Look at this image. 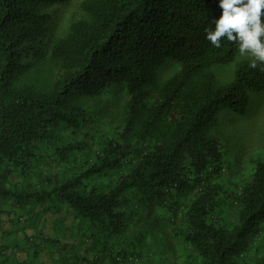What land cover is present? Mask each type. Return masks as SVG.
Wrapping results in <instances>:
<instances>
[{"label": "trees", "instance_id": "obj_1", "mask_svg": "<svg viewBox=\"0 0 264 264\" xmlns=\"http://www.w3.org/2000/svg\"><path fill=\"white\" fill-rule=\"evenodd\" d=\"M73 1L0 0V196L19 210L31 201L67 209L85 231L81 248L107 252L112 264L127 258L122 244L135 208L152 201L177 215L183 205L180 237L203 264H250L246 255L264 232V159L236 195L235 222L214 219L227 193L216 182L226 153L214 127L225 111L247 115L263 106L264 62L253 68L251 59L237 61L238 41L225 37L217 48L206 39L222 13L219 0H82L88 18L55 40L45 8ZM39 62L60 70L53 83L32 78ZM234 62L235 77L224 83L214 70ZM173 66L175 74L162 80ZM104 93L126 99L119 140L105 141L93 162L49 189L2 191L12 169L30 167L35 144L55 126L84 133L90 121L81 99ZM84 149L79 143L58 154ZM112 173L105 187L95 182ZM32 246L37 251L15 264H39V243ZM3 250L0 264L13 258ZM74 257L102 264L101 257Z\"/></svg>", "mask_w": 264, "mask_h": 264}, {"label": "rangeland", "instance_id": "obj_2", "mask_svg": "<svg viewBox=\"0 0 264 264\" xmlns=\"http://www.w3.org/2000/svg\"><path fill=\"white\" fill-rule=\"evenodd\" d=\"M81 2L82 0H74L67 5L45 8L50 15L52 38L57 40L66 36L75 22L88 18L80 7ZM244 59L252 60L255 57L251 52L238 54L237 61ZM236 64L234 62L229 66H217L214 71L221 81L229 83L235 77ZM53 65L37 63L33 66L35 70L32 78L53 83L60 73ZM175 72L174 66L167 67L162 72L161 79L171 78ZM262 101L264 102V98ZM81 103L89 112L90 122L85 132L75 134L64 125L55 126L48 138L35 144L34 155L28 161L30 167L24 169V172L12 169L14 173L5 181L2 191H15L16 188H33L34 191L49 189L53 184H60L86 168L101 153L105 141L120 139V132L126 125L123 122L126 120L127 104L122 94L104 93L93 99L82 98ZM214 131L226 153V163L216 182L227 193H222L218 199L219 206L213 218L231 224L238 215L236 195L251 181L258 161L264 159V103L261 108H255L247 115L223 112ZM79 143L84 145V150H75L68 158L59 156L58 149L69 145L79 146ZM115 179L116 174L112 173L95 182L105 187ZM12 201L11 198L6 200L0 196V248L5 249L2 251L4 255L13 257L5 264L28 260L29 255L37 251L32 246L34 242L39 243L41 249V252H37L41 264H87L76 260V253L80 258L85 256L93 261L101 257L102 264H112L107 252L101 255L98 251L85 252L86 245L81 248L85 231L79 229L78 222L67 209L49 212L48 204L38 205L31 201L30 205L19 210L12 206ZM135 210L137 212L134 213L137 214L131 217V228L122 244V248L128 253L127 258L122 261L118 257L119 264H203L180 237L184 228L183 205L177 215L152 201ZM61 218L64 220L61 221ZM65 226L71 230L68 232L64 229ZM84 241L88 246L92 243L88 238ZM102 241L107 245L106 238ZM263 255L264 232L255 239L246 259L250 264H255Z\"/></svg>", "mask_w": 264, "mask_h": 264}, {"label": "clouds", "instance_id": "obj_3", "mask_svg": "<svg viewBox=\"0 0 264 264\" xmlns=\"http://www.w3.org/2000/svg\"><path fill=\"white\" fill-rule=\"evenodd\" d=\"M222 13L209 26L206 39L219 48L221 39L239 42L241 53L251 52L250 67L264 62V0H219Z\"/></svg>", "mask_w": 264, "mask_h": 264}, {"label": "crops", "instance_id": "obj_4", "mask_svg": "<svg viewBox=\"0 0 264 264\" xmlns=\"http://www.w3.org/2000/svg\"><path fill=\"white\" fill-rule=\"evenodd\" d=\"M39 252H41V250H39ZM31 254H33V253H31ZM40 259L41 258L37 259V260H39V264H41V260ZM10 264H12V263H10Z\"/></svg>", "mask_w": 264, "mask_h": 264}]
</instances>
